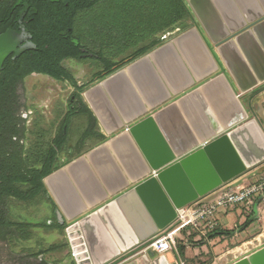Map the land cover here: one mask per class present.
<instances>
[{
	"label": "water",
	"instance_id": "water-1",
	"mask_svg": "<svg viewBox=\"0 0 264 264\" xmlns=\"http://www.w3.org/2000/svg\"><path fill=\"white\" fill-rule=\"evenodd\" d=\"M185 3L197 27L183 35L194 31L215 66L195 80L212 77L171 101L156 49L97 81L81 97L109 139L43 179L75 264L130 259L175 209L264 163V129L240 101L264 83V0ZM141 262L179 264L152 252ZM232 264H264V247Z\"/></svg>",
	"mask_w": 264,
	"mask_h": 264
},
{
	"label": "rangeland",
	"instance_id": "rangeland-1",
	"mask_svg": "<svg viewBox=\"0 0 264 264\" xmlns=\"http://www.w3.org/2000/svg\"><path fill=\"white\" fill-rule=\"evenodd\" d=\"M176 11L180 14L184 12L178 0H109L105 4L101 3L80 13L76 17L74 33L84 48L91 52L102 50L110 60L118 55L114 61L119 62L129 56L131 52H127L134 47L132 44L136 43L134 40H138V34L150 37L160 33L161 39L168 42L174 33L181 32L182 30L177 28L173 33H166L171 23L176 21L173 18ZM191 22L192 20H188L186 24ZM162 32L165 35H162ZM63 66L71 73L77 85L84 88L92 84V74L102 67L97 60L76 62L74 67H70L67 63ZM263 91L264 83L260 84L254 92L243 95L242 98L247 108L257 114L264 123V94H261ZM72 93L73 89L68 84L40 77H30L26 81V89L22 88V91L17 93L20 106L16 115L20 118V123L18 134L13 140L23 148L29 163L31 162L29 155L38 156L45 152L47 139L53 137L58 129ZM71 122L73 124H70L68 147L64 150L68 155L77 152V140L85 131H88L89 118L83 114H75ZM22 127L25 130L24 137L21 134ZM86 137L84 144L94 142L93 139L88 140ZM42 202L40 198L26 203L13 199L5 200L8 222L17 226L0 230V264H18L24 261L34 263L35 257L32 255L40 254V252L43 253L37 257V260L49 263L52 258L59 257V252L49 254L54 252L51 249L63 245L69 253L68 242L66 238H63V235L65 237L63 231L49 228L55 222V215L45 211V205ZM241 208H244V216H246L247 209ZM27 223L38 227L19 226ZM262 231L261 227L256 228L255 234H260ZM231 235H226L219 246L239 242L230 237ZM217 239L222 240L221 236ZM219 248L216 246V253L220 251Z\"/></svg>",
	"mask_w": 264,
	"mask_h": 264
},
{
	"label": "trees",
	"instance_id": "trees-1",
	"mask_svg": "<svg viewBox=\"0 0 264 264\" xmlns=\"http://www.w3.org/2000/svg\"><path fill=\"white\" fill-rule=\"evenodd\" d=\"M109 0H64V5L67 3L69 7V14L64 21V27H73L76 19L74 18L78 12V15L84 11H88L101 3H107ZM180 5L184 9V12L177 13L173 17L175 22L167 29L168 33H173L175 29H180L182 31L187 30L191 27H197L190 10L185 4L184 0H178ZM192 20L190 24H186V21ZM163 33V34H162ZM162 35H165L162 32ZM160 34V33H159ZM159 34H154L153 36L147 37L138 34L137 39L134 40L136 43L132 44L134 47L129 50V56L122 59L119 62H115L114 59L118 57L116 55L111 60L107 58L105 53L101 50L100 52H92L99 56V63L101 66L108 69L107 74L110 75L124 67L127 63H131L138 58L150 53L161 44L165 42V39H161ZM75 35V34H74ZM76 38V36H75ZM80 43V41L76 38ZM81 44V43H80ZM41 45L40 47H42ZM131 46V45H130ZM51 45L48 46V51L45 53L47 61L53 59V54H50ZM50 49V50H49ZM91 51V50H90ZM54 53V52H53ZM57 59H55V68L50 69H36L41 70L44 74L52 77L57 81L66 83L72 87H75L77 92L75 93L78 98L77 103L68 104L67 109L62 116V120L59 124L53 137H50L46 144L45 152L41 155H29L31 162L29 163L23 152V148L18 145L17 142L13 140L17 136L19 131L20 118L16 115L19 108V96L14 94L13 100L0 102V230L2 228L16 227L17 225L8 222L6 217V207L5 200L13 199L17 202H31L37 198L46 195V189L43 185V179L51 174L57 169V160L59 154H61L66 148L64 147L68 141L69 129L71 124V118L76 114H83L89 118V128L94 122V117L91 112L87 109L83 102L81 93L85 90L84 87H78L76 81L74 80L71 73L67 71L64 67L59 66V62L65 58H72L76 62L83 61L79 57V51L76 50L71 42L63 44L62 52L58 53ZM84 60H96V59H84ZM88 128V129H89ZM24 128H21V134L24 137ZM88 136V131H85L83 136L77 141L76 147L79 146ZM19 226H35L30 223ZM37 226V225H36ZM48 228V226H47ZM49 228H58L63 230V226H59L56 221ZM63 246L53 247L51 251H59L64 249ZM38 254V255H37ZM41 253L33 254L35 261L32 262H20V264H48L41 260H37ZM37 260V261H36Z\"/></svg>",
	"mask_w": 264,
	"mask_h": 264
},
{
	"label": "flooded vegetation",
	"instance_id": "flooded-vegetation-1",
	"mask_svg": "<svg viewBox=\"0 0 264 264\" xmlns=\"http://www.w3.org/2000/svg\"><path fill=\"white\" fill-rule=\"evenodd\" d=\"M68 14L69 7L67 3L64 5V0H0V102L12 101L14 94L22 91V88L26 89V81L30 77L63 83L36 69L55 68V59L62 52L63 44H73V40H76L73 27H64ZM49 45L52 47L50 54L54 56L47 61L45 53ZM74 47L81 59L99 60L98 55L80 43ZM82 49L86 52H82ZM64 63L74 67L76 61L65 58L59 62V66L64 67ZM107 72L108 69L102 66L92 74V84L108 76ZM70 87L73 93L77 92L75 87ZM73 93L69 104L78 102Z\"/></svg>",
	"mask_w": 264,
	"mask_h": 264
},
{
	"label": "crops",
	"instance_id": "crops-1",
	"mask_svg": "<svg viewBox=\"0 0 264 264\" xmlns=\"http://www.w3.org/2000/svg\"><path fill=\"white\" fill-rule=\"evenodd\" d=\"M195 21V19H194ZM196 23V22H195ZM194 27V26H193ZM193 27L181 31L179 33H174L173 37L168 41L161 44L156 52L163 50L164 53L170 52V48H166V45L173 42V39L177 37H183V33L186 31L192 29ZM183 35V36H182ZM179 46V45H178ZM155 49V50H156ZM154 50V51H155ZM173 51L176 52L174 49ZM174 52V53H175ZM178 56V53H176ZM123 68V67H122ZM162 76V75H161ZM212 77V75L208 76L206 79ZM204 79V80H206ZM203 80V81H204ZM201 81V82H203ZM201 82H196L195 79H192L191 82L185 86H181L177 89V92L174 93V95H171V101L178 98L185 92L197 87ZM94 85V84H92ZM90 85L89 87H91ZM259 86V85H258ZM258 86L255 87L251 92H254L258 89ZM88 87V88H89ZM86 88V89H88ZM85 89V90H86ZM261 94H264V91L261 92ZM240 101L245 107L246 111L249 114V117H256L261 126L264 129V123L260 119V117L257 114H254L251 112L245 102H243L242 96L240 97ZM264 101V100H263ZM84 102V101H83ZM86 105V103L84 102ZM164 104H162L163 106ZM87 109L90 111L88 106L86 105ZM154 110H150L147 108L146 114L142 116L141 118L145 117L146 115L152 113ZM91 112V111H90ZM92 114V113H91ZM93 116V114H92ZM94 117V116H93ZM140 118V119H141ZM71 124H73L71 122ZM131 124L127 125L130 126ZM86 127V126H85ZM89 128V126H88ZM88 140L91 138L94 140V142L87 144L85 140L77 146L78 149L75 154L68 155L65 151H63L58 156L57 160V169H60L70 163L71 161L85 155L88 151L92 150L93 148L101 145L102 143L106 142L109 138L103 133V130L99 126L98 122L94 118V122L92 126L90 125V128L88 129V136L86 137ZM79 140V139H78ZM77 140V141H78ZM68 143V141H67ZM67 143L64 146L67 148ZM56 169V170H57ZM41 200H43V204L45 205V211L48 213L54 214V210L56 209V204L53 201V199L48 195V192L46 190V195L43 197H40ZM244 208L237 207L231 211H224L219 212L215 219L217 222V227L215 231L210 233L207 237L203 238L201 237L197 232L195 231H184L181 233V237L177 239L176 248L175 250L168 251L165 253L167 258L169 260L175 259L178 262H182L183 264H232L243 257H246L247 255L253 253L254 251L264 247V205L261 206L260 212L258 214H250L247 211V215L244 216ZM244 216V218H243ZM232 217V218H231ZM253 218V220H250ZM27 222V220H24ZM34 223V222H32ZM30 223V224H32ZM35 225V224H32ZM33 228H37L38 226H31ZM262 228L263 231L260 234H255L256 228ZM54 229V228H51ZM64 229V228H63ZM54 230H58V228H55ZM60 230V229H59ZM62 230V229H61ZM64 233V230H62ZM56 232V231H55ZM57 234V232H56ZM228 234H232L230 237H233L237 239L239 242L235 244H222V246H219L221 242L225 239V236ZM58 237V235H56ZM221 236L222 240H218L217 237ZM54 237V236H53ZM55 238V237H54ZM63 238L64 235H63ZM56 239V238H55ZM216 246L220 247V251L216 253ZM59 252V257L52 258V260L48 264H75L74 259L70 256L69 253L63 249L62 251H56L51 252L49 254H55ZM150 252V251H148ZM144 252H140L139 254L131 257L130 259H127L123 262H120L118 264H142L141 262V256L143 254H148ZM41 254L43 252H40ZM155 257L161 256L153 253ZM41 256V255H40Z\"/></svg>",
	"mask_w": 264,
	"mask_h": 264
},
{
	"label": "built area",
	"instance_id": "built-area-1",
	"mask_svg": "<svg viewBox=\"0 0 264 264\" xmlns=\"http://www.w3.org/2000/svg\"><path fill=\"white\" fill-rule=\"evenodd\" d=\"M262 205H264V163L222 184L195 202L175 209L174 220L166 229L148 240L142 252L150 251L163 255L175 250L177 239L184 231H195L203 238L215 231L217 227L215 217L219 212L245 207L252 215L258 214ZM70 256L74 259L71 251ZM179 264L183 263L179 261Z\"/></svg>",
	"mask_w": 264,
	"mask_h": 264
},
{
	"label": "bare ground",
	"instance_id": "bare-ground-1",
	"mask_svg": "<svg viewBox=\"0 0 264 264\" xmlns=\"http://www.w3.org/2000/svg\"><path fill=\"white\" fill-rule=\"evenodd\" d=\"M166 48L171 51L154 52L148 59L157 66L165 86L173 93L215 67L194 31L169 43Z\"/></svg>",
	"mask_w": 264,
	"mask_h": 264
}]
</instances>
